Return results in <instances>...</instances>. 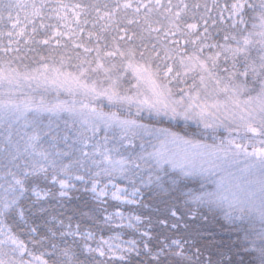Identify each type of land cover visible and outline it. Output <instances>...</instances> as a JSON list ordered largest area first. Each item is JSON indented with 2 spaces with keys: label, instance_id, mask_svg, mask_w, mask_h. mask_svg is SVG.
I'll return each mask as SVG.
<instances>
[{
  "label": "snow or ice",
  "instance_id": "snow-or-ice-1",
  "mask_svg": "<svg viewBox=\"0 0 264 264\" xmlns=\"http://www.w3.org/2000/svg\"><path fill=\"white\" fill-rule=\"evenodd\" d=\"M0 264H264V0H0Z\"/></svg>",
  "mask_w": 264,
  "mask_h": 264
},
{
  "label": "trees",
  "instance_id": "trees-1",
  "mask_svg": "<svg viewBox=\"0 0 264 264\" xmlns=\"http://www.w3.org/2000/svg\"><path fill=\"white\" fill-rule=\"evenodd\" d=\"M75 196H80L81 199L79 202H83V200L85 199V196L81 193H76ZM75 196H74L73 201H72L73 204L78 203V201L75 200Z\"/></svg>",
  "mask_w": 264,
  "mask_h": 264
}]
</instances>
